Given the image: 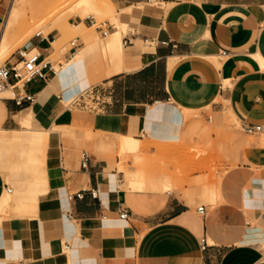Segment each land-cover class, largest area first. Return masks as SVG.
Wrapping results in <instances>:
<instances>
[{"label":"crops","instance_id":"1","mask_svg":"<svg viewBox=\"0 0 264 264\" xmlns=\"http://www.w3.org/2000/svg\"><path fill=\"white\" fill-rule=\"evenodd\" d=\"M110 4L133 28L123 41L112 26L103 41H92L83 23L82 44L51 77L48 71L45 78L17 83L15 97L31 94V103L0 96V151L12 147L23 158L7 161L0 152V210L5 212L0 213V264H264V132L247 133L224 180L202 186L211 204H203L205 213L199 215L197 198L180 189L126 188L118 155L100 149L111 151L105 146L109 139H86L78 131L140 139L136 136L146 133L151 116L156 125L176 120L168 133L200 143L213 136L212 114L217 121L264 122V0ZM122 9L129 11L122 14ZM37 33L26 47L51 62L62 31ZM99 51L113 64L99 84L107 103L97 112L59 110L63 100L54 97L53 88ZM222 51L226 54L220 56ZM17 60L12 56L5 64ZM34 80L37 85L30 88ZM15 81L11 77L7 83ZM172 102L182 107L178 113L166 106ZM196 109L202 118L189 120ZM39 121L54 127L40 132ZM61 124L78 134L62 136ZM83 150L89 156L85 169ZM21 166L30 177L15 171L14 193L7 192L9 170ZM120 207L127 208L129 218L119 217ZM202 235L209 243L205 250L199 249Z\"/></svg>","mask_w":264,"mask_h":264},{"label":"rangeland","instance_id":"2","mask_svg":"<svg viewBox=\"0 0 264 264\" xmlns=\"http://www.w3.org/2000/svg\"><path fill=\"white\" fill-rule=\"evenodd\" d=\"M40 0L28 1L24 5L17 6L19 13L25 12L28 16L26 21L21 23V27L25 30L31 27L34 23L31 14L36 10L37 4ZM77 0H67L66 2L59 3L58 8L62 10L61 15H57L48 25L40 28L43 33L49 31L53 24L62 28L64 23H85L87 28L84 32L91 33L92 41H103L106 36H103L99 29H96L94 25H91L88 18L93 16L97 22L105 21L106 24H110L113 27V31L121 36L123 33L122 41L129 31L133 28L128 24H123V21L127 19L124 17L121 20V16L117 14L115 8L108 1L106 5L98 3L93 7H85V5H77ZM10 0H0V33L3 28L5 15L7 13ZM154 2L147 6L153 5ZM129 10L122 9V14H126ZM40 15V14H39ZM127 22V21H126ZM128 23V22H127ZM105 24L103 29H105ZM82 27L73 28V30L64 36V40L59 43V50L51 56V63L53 69L59 68L65 64L72 51L77 46L82 44L83 39L80 36ZM92 30V31H91ZM117 30V31H116ZM24 34L19 39L11 43L5 54L0 58V66H2L9 58L17 55V51L23 47H26L29 39L35 35L34 31L31 37L25 39ZM42 35V33H41ZM24 40V41H23ZM86 40V39H84ZM74 43V44H72ZM124 52L126 54L125 44L123 42ZM12 49V50H11ZM10 51V52H9ZM34 51V50H33ZM7 55V56H6ZM19 58V57H18ZM23 62L19 66H23ZM112 58L106 51H99L96 54H92L86 61L83 62L75 71H73L62 83L53 88L54 97L60 96L61 101L59 110L66 106L67 102L69 108H73L71 105L72 99L77 96L83 89L89 88L94 85L102 84L106 70L112 68ZM53 69L50 77L53 75ZM20 85V83H19ZM36 80L29 83L30 88L36 87ZM12 95L9 93H0V96ZM161 104V103H157ZM166 106L170 109L178 111L182 109L176 103H166ZM157 105H154L150 111L156 110ZM82 112L86 110L76 108ZM224 111V110H223ZM222 111V112H223ZM90 112V111H88ZM221 112V113H222ZM197 114V117H194ZM213 116V121L209 124L210 134L212 137H202L203 141L193 142L191 137L181 136L174 137L173 132L168 133L174 127L176 120L172 121L171 118L165 119L154 124L152 118H147L145 125L146 133H139L136 137H139L138 149H122V142L120 134L115 132L111 135H103L100 137L98 132H93L90 129H79L78 131L84 133L83 137L86 139H93L98 137L101 139H109L106 142V147H109L111 151L106 148H100L106 153L111 155H118V171L121 172V178L125 181L124 186L129 189H148L154 191H165L171 188L180 189L183 191L184 196H195L197 198V205L211 204L210 201L205 200L202 194L203 185H214L217 178L220 177V182L224 180V175L228 166H233L234 161L230 158L234 157L237 153L240 143L244 138H249L250 135L243 132L240 128V122L231 118H227V121H217ZM202 118L200 115V109L193 110L188 117ZM179 120V119H178ZM178 123V122H177ZM40 132H48L49 126L45 121H39L37 126ZM35 130V129H34ZM58 131L62 136H75L77 131L73 126L67 124H61L58 126ZM164 131V134L162 133ZM91 137V138H89ZM104 142V141H101ZM104 142V143H105ZM97 148V150H100ZM125 150V151H124ZM195 150V151H194ZM1 157L7 161L22 162L23 158L20 157L12 147L2 148ZM193 155V156H192ZM192 156V157H191ZM190 157V158H189ZM15 171H21L26 177H30L31 172L29 169H25L22 166L17 168H11L9 170V176H7V186L10 187L14 193L16 183L12 174ZM138 173H146L149 175L148 179H141L139 185L127 184L130 178L135 177ZM154 181V183L152 182ZM221 184V183H220ZM0 213H5L0 210ZM264 248V245H263Z\"/></svg>","mask_w":264,"mask_h":264},{"label":"built area","instance_id":"3","mask_svg":"<svg viewBox=\"0 0 264 264\" xmlns=\"http://www.w3.org/2000/svg\"><path fill=\"white\" fill-rule=\"evenodd\" d=\"M90 24L94 25L96 29H99L103 35H106L109 31L108 28L110 24H106L105 21L97 22V20L93 17H87ZM105 24V29H103V25ZM39 36L40 33L35 34ZM74 44V43H72ZM226 54V51H222L220 56ZM18 60L13 63H4L0 66V91L7 88L11 89V93L14 97L16 103H20L21 100H26L28 103L33 101V95L21 93L16 95L15 97V88H20L17 84L21 81V85L25 81H29L34 77L45 78L47 77V72L52 71L53 65L50 61L43 62V59H40V54L38 51H33V49H28L27 47H23L17 51ZM23 62V66H19V64ZM13 77L16 81L12 85H8V79ZM107 101L104 99V95L101 91L99 85H94L89 88L83 89L77 96H75L71 105L75 108H80L90 112H97L103 108L104 104ZM240 128L245 133H260L264 132V122L259 123H251V122H240ZM89 160L88 153L83 150L81 151V166L85 169L87 167ZM7 191L10 192V187H7ZM83 191L77 192L75 195L77 197L82 196ZM91 195H95V190H91ZM196 212L199 215H204L205 209L204 205H198L196 207ZM119 217L120 218H129V211L125 207H120L119 209ZM199 249L205 250L208 246L207 238L202 235L199 240ZM64 248H67V245H64Z\"/></svg>","mask_w":264,"mask_h":264},{"label":"bare ground","instance_id":"4","mask_svg":"<svg viewBox=\"0 0 264 264\" xmlns=\"http://www.w3.org/2000/svg\"><path fill=\"white\" fill-rule=\"evenodd\" d=\"M28 1H32V0H10V4H9L7 13L5 15L4 23H3V28L0 33V58L3 56V54L7 52L9 45L11 46V43H13L14 41L20 38L21 34L23 35L25 32L24 37L26 39L33 34V31L35 33L41 30L40 28H42L45 25H48L57 15H61L63 11L59 10L58 4L66 2L67 0H40L37 4L36 10L31 14L32 20L34 19L33 25L29 27L28 29L24 30L21 27L22 25L21 23H19V21L25 22L28 16L25 12L19 13L17 11V6L24 5ZM108 1L110 2V0H77L76 3L77 5L83 4L85 5V7L89 6L91 8L94 5H96L97 2L103 5H106L108 4L107 3ZM77 26L83 27L84 25L82 23L78 25H75L73 23H69V24L64 23L61 28L62 35L58 38V41L60 42L63 41L65 34L71 32L73 28H76ZM54 27H58V26H55V24H53L50 28H54ZM106 35H103V36H106ZM256 56L259 59V55L257 54ZM214 60H215V57H213V61ZM259 62L261 61L259 60ZM261 63H262V66H264L263 65L264 62L262 61ZM53 73H54V69H53ZM69 103H70V100L67 102L66 107H68ZM139 140L140 139L134 138V137H127V136L122 137L121 138L122 149H127V150L128 149H134V150L138 149ZM148 178H149V175H147L146 173H138L135 177L130 178L127 184H134L138 186L139 181L141 179H148ZM152 182L154 183V181ZM7 203H8V195L5 197L4 207L7 205Z\"/></svg>","mask_w":264,"mask_h":264}]
</instances>
